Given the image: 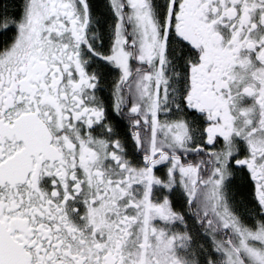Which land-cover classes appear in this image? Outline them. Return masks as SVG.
Returning a JSON list of instances; mask_svg holds the SVG:
<instances>
[{
    "label": "snow or ice",
    "instance_id": "snow-or-ice-1",
    "mask_svg": "<svg viewBox=\"0 0 264 264\" xmlns=\"http://www.w3.org/2000/svg\"><path fill=\"white\" fill-rule=\"evenodd\" d=\"M0 264H264V0H0Z\"/></svg>",
    "mask_w": 264,
    "mask_h": 264
}]
</instances>
